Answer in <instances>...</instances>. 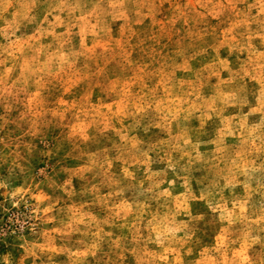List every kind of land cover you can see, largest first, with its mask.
Masks as SVG:
<instances>
[{
    "label": "clouds",
    "instance_id": "obj_1",
    "mask_svg": "<svg viewBox=\"0 0 264 264\" xmlns=\"http://www.w3.org/2000/svg\"><path fill=\"white\" fill-rule=\"evenodd\" d=\"M2 165L0 264H264V0H0Z\"/></svg>",
    "mask_w": 264,
    "mask_h": 264
},
{
    "label": "rangeland",
    "instance_id": "obj_2",
    "mask_svg": "<svg viewBox=\"0 0 264 264\" xmlns=\"http://www.w3.org/2000/svg\"><path fill=\"white\" fill-rule=\"evenodd\" d=\"M33 167H44L46 161L36 157L31 161ZM7 165L0 166V177L7 176ZM18 178L6 181L8 187H0V238L11 240L12 234H28L31 224L30 202L11 195L12 189L19 185Z\"/></svg>",
    "mask_w": 264,
    "mask_h": 264
}]
</instances>
